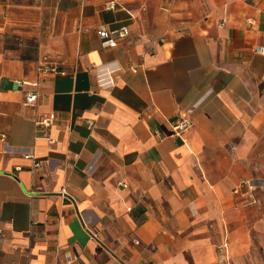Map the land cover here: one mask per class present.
I'll return each mask as SVG.
<instances>
[{
  "label": "crops",
  "instance_id": "crops-1",
  "mask_svg": "<svg viewBox=\"0 0 264 264\" xmlns=\"http://www.w3.org/2000/svg\"><path fill=\"white\" fill-rule=\"evenodd\" d=\"M260 47L264 0H0V264H264Z\"/></svg>",
  "mask_w": 264,
  "mask_h": 264
},
{
  "label": "built area",
  "instance_id": "built-area-1",
  "mask_svg": "<svg viewBox=\"0 0 264 264\" xmlns=\"http://www.w3.org/2000/svg\"><path fill=\"white\" fill-rule=\"evenodd\" d=\"M106 9L110 11H116L118 8V4L114 1H109L106 4ZM97 35L99 36L101 48L102 49H110L114 48L118 45V42L123 39H127L131 36L130 30L127 26H122L120 28H117L116 30L109 29L106 25H101L96 29ZM259 53L264 56V47L259 48ZM38 72L41 76H49V75H65L66 72L61 69V67L58 65V63L51 60V56L46 55L44 58H42L38 63ZM16 85L19 87H23V83L20 81H16ZM25 100L23 102V106L27 108H31L36 106L40 99V91H39V84H32L31 90L25 92ZM56 121V115L55 114H48L47 116H44L40 118L36 122V126L40 128H51L54 126L53 124ZM87 124H89V127L93 128L95 127V123L93 120L87 121ZM193 126L192 121L187 118H180L179 122L176 123L173 126V133L174 136L180 137L181 134L186 132L187 130L191 129ZM5 140V136L1 137V141ZM51 143H55V140L51 139ZM25 158L31 161H34V168H39L42 166V162L38 161L35 157V155H25ZM125 187H127L125 185ZM248 187L247 183L242 184L238 189H236L235 193L238 194H248L249 192H243V189ZM251 187V186H250ZM3 234V232L0 230V236Z\"/></svg>",
  "mask_w": 264,
  "mask_h": 264
},
{
  "label": "rangeland",
  "instance_id": "rangeland-1",
  "mask_svg": "<svg viewBox=\"0 0 264 264\" xmlns=\"http://www.w3.org/2000/svg\"><path fill=\"white\" fill-rule=\"evenodd\" d=\"M261 176L262 175H260L255 181L247 183L248 187L243 189V192H249L248 196L251 201L257 202L259 207L264 209V177L262 178Z\"/></svg>",
  "mask_w": 264,
  "mask_h": 264
}]
</instances>
